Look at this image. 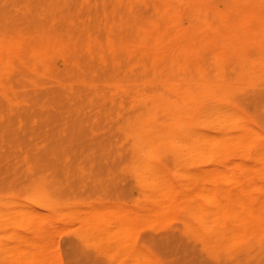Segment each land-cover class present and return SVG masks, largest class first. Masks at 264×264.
I'll return each instance as SVG.
<instances>
[{
	"label": "bare ground",
	"instance_id": "bare-ground-1",
	"mask_svg": "<svg viewBox=\"0 0 264 264\" xmlns=\"http://www.w3.org/2000/svg\"><path fill=\"white\" fill-rule=\"evenodd\" d=\"M258 86L264 0H0V264H161L160 230L264 264Z\"/></svg>",
	"mask_w": 264,
	"mask_h": 264
},
{
	"label": "rangeland",
	"instance_id": "rangeland-1",
	"mask_svg": "<svg viewBox=\"0 0 264 264\" xmlns=\"http://www.w3.org/2000/svg\"><path fill=\"white\" fill-rule=\"evenodd\" d=\"M258 91L262 94L261 100L264 101V87L258 86ZM248 108H250L251 112L258 119L261 134L264 133V106L259 108L255 102L250 101ZM262 139L263 138H261V140ZM53 147L54 141H51L47 150L50 151ZM22 149L23 151L25 150L24 148ZM0 155L4 157L3 160H0V173L3 180L8 179L9 175L5 172V169L9 165L15 164L19 171L23 170V165L21 163H15L16 160L13 158L15 157L14 154L6 158V155H8L7 149L1 151ZM115 196L123 198L124 200L126 198V201H130L136 197V193L130 190L127 184L124 186L122 185L121 193ZM171 235L172 234H169V236L168 234L165 235L161 230L145 231L143 234L145 242L161 264H215L211 257H208L194 244L182 239L178 234ZM56 237L62 264H106L104 259L97 256L93 250H85L75 244V241L72 240L68 232H59Z\"/></svg>",
	"mask_w": 264,
	"mask_h": 264
}]
</instances>
